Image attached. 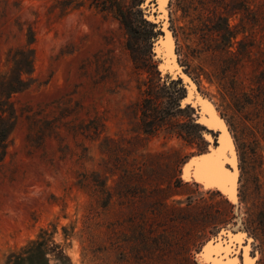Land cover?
Here are the masks:
<instances>
[{
  "label": "rangeland",
  "instance_id": "obj_1",
  "mask_svg": "<svg viewBox=\"0 0 264 264\" xmlns=\"http://www.w3.org/2000/svg\"><path fill=\"white\" fill-rule=\"evenodd\" d=\"M69 1L0 0V74L10 50L26 45L27 29L36 35L32 83L12 98L17 121L0 162V264H13L10 255L46 229L69 258L51 256L50 264H208L209 240L242 236L232 254L240 264L247 256L264 264V90L255 72L264 62V0H119L123 15L103 0ZM164 24L196 87L190 110L174 107L164 87L167 74L181 78L176 103L190 87L180 73L162 74L156 47ZM152 94L166 124L147 134L142 119ZM198 96L233 139L206 102L202 112ZM95 118L104 123L100 139L75 133ZM51 120L54 132L37 134ZM224 134L238 158L234 197L198 180L195 165L184 169L199 153L222 149ZM230 149L222 159L234 171ZM104 160L107 173L116 163L148 169L136 185H116L119 175L110 173L107 185H81V174ZM206 217L205 237L190 233Z\"/></svg>",
  "mask_w": 264,
  "mask_h": 264
},
{
  "label": "trees",
  "instance_id": "obj_2",
  "mask_svg": "<svg viewBox=\"0 0 264 264\" xmlns=\"http://www.w3.org/2000/svg\"><path fill=\"white\" fill-rule=\"evenodd\" d=\"M72 2L73 0L69 1L70 4ZM103 2L107 6V8H113L114 6H116L119 9L120 15L124 14L122 8L120 7L119 0H103ZM125 24L127 25L128 23L125 22ZM226 30L229 31L227 27ZM25 36L26 45L24 47H21L20 49H16L13 51L10 50L8 55V69L6 72L0 74V162H2L7 155L8 148L10 145V136L14 131L17 121V115L15 112L14 102L12 98L15 94L28 88L29 85L32 83L31 74L33 72L34 66V49L32 47V44L35 42L36 39L35 30L32 27H29L25 33ZM261 66L262 69L257 71V69H259ZM255 72H260L258 75L259 77H256V84L258 87H261L263 91L264 62H258L255 64ZM166 76L168 77L169 81L164 84V87L166 86L172 91V104L174 105V107L183 106L182 100L185 98L186 93L181 99V102L176 103L175 96V87H178L177 85L181 84V78H173L168 74ZM148 102H150L151 104H149L148 108L146 110L144 109L143 111L142 126L144 127V131L147 134H153L159 131L163 126H165L166 123H163L162 121L158 120L156 112L160 103L158 99L154 97V94L151 95L150 99H148ZM181 108L182 110L188 108L190 110V105H185V108ZM36 123L37 120L34 123L35 126H37ZM192 126L197 129L201 127V125L197 122L192 123ZM55 129V122L53 120L47 121L46 129L43 132L37 130V134L42 135L48 131L54 132ZM103 132L104 123L95 118L90 120L83 126L79 127V129L75 133L85 137H90L95 140L100 139ZM105 141L106 140H103V142L101 143V148L107 151L108 146ZM80 158H83V156H81ZM109 165L110 161L104 160L102 162V169L96 171L94 170L91 173L85 172L81 174L79 183L81 185H92V182H98L96 183V185H107L108 176H106V174L110 173L111 176L119 175L118 179L116 180V185H136V182L139 183L138 177H144L145 175L143 173H145L148 169H139V173V171L134 172L133 170L123 167L122 165L116 163L114 167L115 169L111 168L110 171L107 173L106 170L108 169ZM176 170L175 168L170 170V174L166 179L168 185H170L172 179L177 176L174 174ZM93 175L95 176V179L92 178ZM177 182H182V179H177ZM212 218L213 217L211 216L209 217L210 220H212ZM209 219L208 217H206V220L203 224L195 225L197 227L196 229H189L190 233H197V230L200 229L199 235L205 237V224L210 221ZM51 256L61 262L69 261V258L65 253L64 247L61 244L56 243L53 239L52 234L46 229L42 230L37 236V238L29 242L28 245H26L21 250V252L11 254L10 260L13 264H50ZM191 263L195 264L194 261H191Z\"/></svg>",
  "mask_w": 264,
  "mask_h": 264
},
{
  "label": "bare ground",
  "instance_id": "obj_3",
  "mask_svg": "<svg viewBox=\"0 0 264 264\" xmlns=\"http://www.w3.org/2000/svg\"><path fill=\"white\" fill-rule=\"evenodd\" d=\"M163 1V3H165V1L166 0H162ZM159 6H160V4H159ZM161 10H163V5H162V7L160 8ZM164 14H166V12L164 11ZM167 24H164V30H165V35H166V37L164 38V40L162 39V40H160V46H157L156 47V50H157V52H158V55H162V57H163V62H162V64L160 65V69L162 70V74H164L165 72H170V74H172V75H174V76H176L178 73H180L181 75H182V77H183V79L185 80V77L187 78V80H185L186 81V83L188 84L189 83V88L187 89L188 91V93H187V97H186V99H183L182 100V105H185L186 103H188L191 99H192V96H193V94H194V91L196 90V87H195V85H194V83L192 82V80L187 76V75H185V74H183V70L180 68V67H177V66H175V68L173 67V66H171V62L169 61V58L167 59V56H169V53H171V49H170V41H171V35H170V33L167 31ZM165 40H167V49H165V48H163V51L161 50H159V48L161 47V44H162V42L163 41H165ZM172 41H174V38H172ZM167 63V64H166ZM175 71H177V72H175ZM192 85L194 86V89H191L192 88ZM192 91V96H191V99H188V97H189V91ZM207 103L208 105H209V107L211 108V112H212V114H213V117L215 118V121H216V123L219 125V127L223 130V129H225L227 132H228V127H227V124L226 123H224L225 121H222V119L218 116V114L216 113V111H215V109H214V106H213V104L211 103V102H209L208 100H201V98H200V96H198V100H197V103L201 106V108H202V105H204V103ZM202 112H204V110H203V108H202ZM202 118V117H201ZM228 129V130H227ZM230 133V131L228 132V134ZM221 134H222V132H221ZM230 135H231V133H230ZM221 136V135H220ZM230 137V136H229ZM229 137H228V135L227 134H224L223 135V137H222V146H223V148L222 149H218L219 147H217V148H214V152H212V153H220V155H222L223 154V156H224V153H225V150H227V149H230L229 147H231L232 149H230V156H231V158L233 157L234 159H235V162H234V164H233V162L231 163L230 162V156H229V158H228V162L234 167V171L233 172H228V170H225L224 169V164L223 163H219L218 164V166H219V173H220V176H219V178L218 179H213V178H210L209 176H207L205 173H204V171H203V169H204V167L206 166L205 165V163H207V162H209V161H212V158H213V155L214 154H202V155H198V156H196V157H194V158H192L190 161L191 162H189V163H186L185 164V167H184V169H186V172L188 173L189 172V170H190V168L191 167H193L194 165H195V170H194V176L199 180H202V181H204L205 183H208L209 184V186H210V184H214L215 186H218V187H220L222 190H229V192H230V190H232L233 192H231L232 194H231V196L232 197H234V195H235V190H234V185H232L233 183H234V180L236 179V175H238V173H239V169H238V158H237V154H236V147H235V143H234V140L233 141H231V145H230V140H229ZM231 137H232V135H231ZM232 139H233V137H232ZM219 141H220V138H219ZM221 146V147H222ZM229 146V147H228ZM227 147V148H226ZM224 151V152H223ZM218 155V154H217ZM205 157H208V158H210L209 160H203L202 158H205ZM195 159H196V161H195ZM198 159V160H197ZM195 162H197V164H194L193 162L194 161ZM212 166V165H211ZM214 166V165H213ZM198 170L201 172V174H200V176L198 177L197 176V172H198ZM191 181V180H190ZM214 185H212V186H214ZM232 185V186H231ZM206 187H207V184L205 185ZM208 188V187H207ZM213 188H215V187H213ZM227 188V189H226ZM239 235V234H238ZM241 235V234H240ZM242 236V235H241ZM242 238H243V236H242ZM222 240V239H221ZM209 245H211V244H209ZM209 245H207V246H209ZM207 246L205 247V249L207 248ZM217 248H219V247H217V246H214V249L216 250ZM221 248V247H220ZM208 249V251H210L212 248H207ZM222 249V248H221ZM208 251H207V253H208ZM235 261H237V259L235 258ZM234 261V262H235ZM245 264H252V260L247 256V258H246V261H245Z\"/></svg>",
  "mask_w": 264,
  "mask_h": 264
},
{
  "label": "water",
  "instance_id": "obj_4",
  "mask_svg": "<svg viewBox=\"0 0 264 264\" xmlns=\"http://www.w3.org/2000/svg\"><path fill=\"white\" fill-rule=\"evenodd\" d=\"M170 35H171V41H170V49H171V53H169V56H167V59L169 58V61L171 62V66H173L174 68H175V66H177V67H180V64H179V61H178V56H177V52H176V46H175V41H172V38H173V35L170 33ZM166 37V35L162 38L163 40H164V38ZM161 39V40H162ZM176 67V68H177ZM175 68V69H176ZM175 72H177V71H175ZM168 73H170V72H168ZM204 113V112H203ZM206 113V112H205ZM208 114V113H207ZM204 115V114H203ZM207 116H205L204 115V119H206L207 120ZM202 121V120H201ZM203 122H205V121H203ZM200 123V122H199ZM222 130V129H221ZM215 145H217V143H215ZM214 148H217V147H213L212 148V152H214ZM205 152L206 151H204V152H201V153H199L200 155H202V154H205ZM211 152V153H212ZM224 152V151H223ZM210 153V154H211ZM206 154H209V153H206ZM212 154H214L213 155V158H212V161H209V162H207V163H205V165L207 166V165H214V166H217L220 162L221 163H223L224 164V159H222V156H223V154L222 155H220V153H212ZM196 157V156H195ZM194 158V157H193ZM192 159V158H191ZM190 159V160H191ZM198 160V159H197ZM194 161V160H193ZM195 161H196V159H195ZM189 162H191V161H189ZM189 162H185V163H189ZM198 162V161H197ZM184 163V164H185ZM195 164H197V163H195ZM224 166V165H223ZM224 169L225 170H228L225 166H224ZM228 172H233V171H229L228 170ZM240 178V177H239ZM239 178H238V182H239ZM235 182H236V179L234 180V183L232 184V185H234V190H235ZM231 185V186H232ZM220 188V187H219ZM221 189V188H220ZM224 191V190H223ZM225 192V191H224ZM227 193V192H226ZM224 241H222L221 239L220 240H209V242L206 244V246L207 245H209V244H211V245H213V246H217V247H219V249H221V248H225V247H227V245H225L224 243H223ZM205 246V247H206ZM205 247H204V249H203V251H202V256H203V258H204V260L208 263V264H240V262H239V259H238V257L237 256H235V255H233L232 254V252L231 251H227V252H225V251H219V252H217V250H213L212 252L211 251H209L208 253H207V248L205 249ZM221 247V248H220ZM207 253V254H206ZM237 259V261H235V262H233V261H231V260H234V259Z\"/></svg>",
  "mask_w": 264,
  "mask_h": 264
},
{
  "label": "snow or ice",
  "instance_id": "obj_5",
  "mask_svg": "<svg viewBox=\"0 0 264 264\" xmlns=\"http://www.w3.org/2000/svg\"><path fill=\"white\" fill-rule=\"evenodd\" d=\"M203 160H209L210 158L208 157H205V158H202ZM194 164L197 163V162H193ZM219 166H211V165H207L204 167L203 171L204 173L209 176L210 178H213V179H218L219 176H220V173H219ZM201 174V172L198 170L197 172V176L199 177ZM242 238L240 237H230L227 241H224L223 243L225 245H227V247L225 248H222V249H216L217 252L219 251H234L236 249V245L237 244H240L242 243ZM213 245H209V248H212Z\"/></svg>",
  "mask_w": 264,
  "mask_h": 264
}]
</instances>
